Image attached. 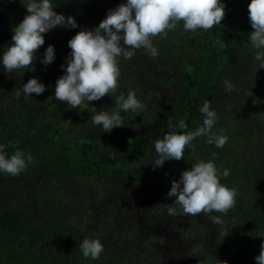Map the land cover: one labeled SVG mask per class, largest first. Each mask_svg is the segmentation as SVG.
Here are the masks:
<instances>
[{"label":"trees","instance_id":"obj_1","mask_svg":"<svg viewBox=\"0 0 264 264\" xmlns=\"http://www.w3.org/2000/svg\"><path fill=\"white\" fill-rule=\"evenodd\" d=\"M28 2L0 0V145L8 157L38 149L76 150L88 157L38 156L17 176L0 171V264H257L264 243V68L255 56L264 49L249 39L254 29L248 8L220 53L207 98L218 116L212 132L226 135L227 143L216 147L207 136L197 137L183 159L153 168L155 141L169 126L183 120L195 131L203 125L199 111L191 129L192 112L214 47L241 0H221L225 17L212 29L186 32L181 21L166 36L158 35L155 56L141 48L130 60L118 58L116 96L90 106L110 110L119 97L134 92L145 107L138 115L122 112L121 127L111 132L92 122L87 101L77 108L57 101L55 87L66 73L68 41L83 29L94 30L126 0H50L55 12L74 17L78 26L42 34L45 43L30 68L8 73L2 56L13 29L28 15ZM49 45L55 60L45 68L40 61ZM31 78L46 90L17 98L15 89ZM225 81L235 90L226 91ZM104 154L109 159L101 160ZM209 160L221 184L237 189L236 203L226 215H185L167 196L171 182ZM170 206L177 215L168 214ZM85 238L102 243L98 259L84 257Z\"/></svg>","mask_w":264,"mask_h":264},{"label":"clouds","instance_id":"obj_2","mask_svg":"<svg viewBox=\"0 0 264 264\" xmlns=\"http://www.w3.org/2000/svg\"><path fill=\"white\" fill-rule=\"evenodd\" d=\"M28 15L13 29L11 46L7 47L2 56V65L8 73L14 70L28 69L36 60L37 50L44 45L42 34L57 26L76 28L77 22L72 16L54 11L50 0H29L25 6ZM249 22L252 31L249 34L251 43L257 49H264V0H251L248 5ZM225 17V4L221 0H126L114 9H110L99 26L94 30L83 29L68 41L71 49L66 59V73L56 80L55 98L67 102L71 108L80 107L85 101H98L104 96H116L120 68L118 58L130 60L136 50L141 48L152 56L158 54L153 46V40L158 35L166 36L168 31L177 27L183 21L184 30L196 32L198 29L209 30L220 25ZM255 59L261 61L259 68H264V51L256 53ZM55 60L53 45L45 50L40 61L46 66ZM63 68L64 65H61ZM225 90L234 91L235 86L225 81ZM45 85L38 78H31L22 88L15 89L17 98L21 94L31 96L42 94ZM150 99V95L148 96ZM123 100V103H119ZM145 104L136 98L134 92H129L127 98H118L116 107L97 110L89 104L92 122L102 127L104 132H111L115 127H121V113L131 110L137 113L143 110ZM203 115V125L195 131L188 130L185 121L169 126V131L155 141V159L153 168L162 167L165 161H179L184 158L185 148L201 136H207V143H215L223 147L228 137L212 132L218 116L211 108V101L205 100L199 109ZM177 129L183 130L178 132ZM0 145V171L12 176L19 175L28 163L32 162L31 154L16 151L10 157ZM213 153V158H215ZM229 175L224 170L223 176ZM238 192L236 188H228L221 184L218 169L212 160L200 161L191 169L182 171L178 180L171 182L168 197L174 198V204L181 206L185 215H206L213 212L226 215L236 203ZM168 214L175 216L177 210L168 207ZM215 223H221L218 216H212ZM84 257L98 259L104 251L99 239L85 238L80 244ZM196 249H193L195 252ZM257 264H264V243L260 253L255 257ZM222 264H227L226 261Z\"/></svg>","mask_w":264,"mask_h":264},{"label":"rangeland","instance_id":"obj_3","mask_svg":"<svg viewBox=\"0 0 264 264\" xmlns=\"http://www.w3.org/2000/svg\"><path fill=\"white\" fill-rule=\"evenodd\" d=\"M251 0H241V5L236 8L234 11V14L232 17H230L225 25L222 34L219 37L218 43L214 47L213 53L211 55V60L208 66V69L206 71V75L204 76L202 88L200 91V98L197 101V105L195 109L192 112V118H191V129H194V126L198 122V113L199 109L203 106L205 100L208 98L210 83L213 78V74L217 67V62L220 57V53L222 52L229 36L234 32V30L239 26L240 19L242 17L244 9L248 8V5L250 4ZM28 154H31L32 157H38V156H52V157H66V158H79V157H88L85 152H79L76 150H63V151H54L52 149H38L35 152H30ZM105 156L101 158V160L109 159V156L107 154H104ZM96 160H99L96 157ZM133 194H130L132 196Z\"/></svg>","mask_w":264,"mask_h":264}]
</instances>
